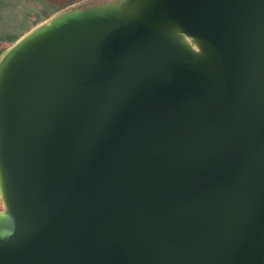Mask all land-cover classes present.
Segmentation results:
<instances>
[{
	"label": "water",
	"instance_id": "95a60500",
	"mask_svg": "<svg viewBox=\"0 0 264 264\" xmlns=\"http://www.w3.org/2000/svg\"><path fill=\"white\" fill-rule=\"evenodd\" d=\"M0 264H264V0L63 10L0 57Z\"/></svg>",
	"mask_w": 264,
	"mask_h": 264
},
{
	"label": "crops",
	"instance_id": "0c3cea01",
	"mask_svg": "<svg viewBox=\"0 0 264 264\" xmlns=\"http://www.w3.org/2000/svg\"><path fill=\"white\" fill-rule=\"evenodd\" d=\"M80 2L82 3V0H0V39L15 37L7 43H0V53L5 52L23 35L55 13ZM39 11L45 13V16L37 18L39 21L34 26L15 35L10 31L12 27L14 30L16 24L25 21L27 16L38 15Z\"/></svg>",
	"mask_w": 264,
	"mask_h": 264
},
{
	"label": "rangeland",
	"instance_id": "374dc122",
	"mask_svg": "<svg viewBox=\"0 0 264 264\" xmlns=\"http://www.w3.org/2000/svg\"><path fill=\"white\" fill-rule=\"evenodd\" d=\"M122 1L123 0H82V3L81 2L77 3V4L75 3L72 6H70L69 8H67V9H72V8H76V7L88 8V7L94 6V5L98 4V3H106V2H120L121 3ZM67 9H63V10H67ZM63 10H61V11H63ZM61 11H59V12H61ZM59 12H57V13H59ZM37 13H38V15L27 16L25 21L16 24L14 30H13V27H12L10 31L11 32L13 31L12 33L15 35V34H18V33H23L26 29L34 26L39 21V20H37V18H44V16H45V13L43 14L42 11H39ZM57 13H55V14H57ZM14 38L15 37H9L10 40L14 39ZM9 39H8V37L7 38H1L0 39V43H7L9 41ZM2 54H0V57L2 56ZM2 207L3 206H2V203L0 201V210L2 209Z\"/></svg>",
	"mask_w": 264,
	"mask_h": 264
},
{
	"label": "trees",
	"instance_id": "16d2710c",
	"mask_svg": "<svg viewBox=\"0 0 264 264\" xmlns=\"http://www.w3.org/2000/svg\"><path fill=\"white\" fill-rule=\"evenodd\" d=\"M0 54H2V53H0Z\"/></svg>",
	"mask_w": 264,
	"mask_h": 264
}]
</instances>
